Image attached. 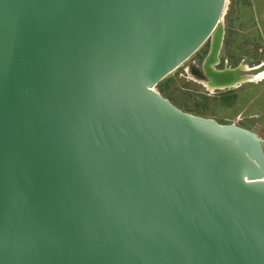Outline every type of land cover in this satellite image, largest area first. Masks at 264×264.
Instances as JSON below:
<instances>
[{"label": "water", "instance_id": "1", "mask_svg": "<svg viewBox=\"0 0 264 264\" xmlns=\"http://www.w3.org/2000/svg\"><path fill=\"white\" fill-rule=\"evenodd\" d=\"M226 1L0 0V264H264V139L156 90Z\"/></svg>", "mask_w": 264, "mask_h": 264}, {"label": "rangeland", "instance_id": "2", "mask_svg": "<svg viewBox=\"0 0 264 264\" xmlns=\"http://www.w3.org/2000/svg\"><path fill=\"white\" fill-rule=\"evenodd\" d=\"M221 24L224 34L216 70L241 64L251 69L264 63V0H227ZM210 41L160 82L163 97L183 112L235 124L264 139V79L214 91L200 84ZM250 71L257 74L264 67Z\"/></svg>", "mask_w": 264, "mask_h": 264}, {"label": "bare ground", "instance_id": "3", "mask_svg": "<svg viewBox=\"0 0 264 264\" xmlns=\"http://www.w3.org/2000/svg\"><path fill=\"white\" fill-rule=\"evenodd\" d=\"M247 66V65H246ZM244 66L243 64L239 65V67L245 71V75L238 81V83L236 84H233L225 89H230V88H234L238 85H240L241 83H245V82H260L264 79V71H260L259 73L257 74H248L250 73L251 71L250 70H253V69H258L260 68L261 66H264V63L261 64V66L259 67H254V68H251L249 69V67H246ZM250 71V72H249ZM194 79V78H193ZM197 80V79H195ZM200 84H202L203 86H205L207 89H209L210 91H214V88L212 86H210L205 80H201L199 81ZM224 90V89H222Z\"/></svg>", "mask_w": 264, "mask_h": 264}, {"label": "trees", "instance_id": "4", "mask_svg": "<svg viewBox=\"0 0 264 264\" xmlns=\"http://www.w3.org/2000/svg\"><path fill=\"white\" fill-rule=\"evenodd\" d=\"M161 84L159 83L158 85H157V87H158V92L160 93V95L161 96H163L162 94H164L163 92H164V89L162 88V85L160 86Z\"/></svg>", "mask_w": 264, "mask_h": 264}, {"label": "flooded vegetation", "instance_id": "5", "mask_svg": "<svg viewBox=\"0 0 264 264\" xmlns=\"http://www.w3.org/2000/svg\"><path fill=\"white\" fill-rule=\"evenodd\" d=\"M222 32H223V31H222ZM223 34H224V32H223ZM223 34H222V39H223ZM222 39H221V46H222ZM220 50H221V47H220ZM219 53H220V51H219ZM207 54H208V52H207ZM207 54H206V55H207ZM203 60H204V59H203ZM217 60H218V63H217V65H218V64H219V60H220V59H219V54H218ZM222 60H223V59H222ZM226 60H227V59H226ZM260 66H261V65H260ZM260 66H259V67H260ZM261 67H264V66H261ZM258 69H259V68H258ZM245 74H246V73H244V75H245Z\"/></svg>", "mask_w": 264, "mask_h": 264}]
</instances>
